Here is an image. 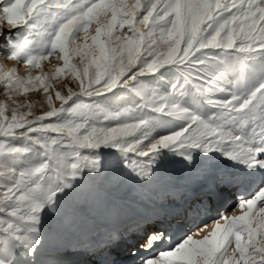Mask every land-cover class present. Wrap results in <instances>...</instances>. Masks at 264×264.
Instances as JSON below:
<instances>
[{
    "label": "snow or ice",
    "instance_id": "1",
    "mask_svg": "<svg viewBox=\"0 0 264 264\" xmlns=\"http://www.w3.org/2000/svg\"><path fill=\"white\" fill-rule=\"evenodd\" d=\"M82 255L264 264V0H0V264Z\"/></svg>",
    "mask_w": 264,
    "mask_h": 264
},
{
    "label": "rangeland",
    "instance_id": "2",
    "mask_svg": "<svg viewBox=\"0 0 264 264\" xmlns=\"http://www.w3.org/2000/svg\"><path fill=\"white\" fill-rule=\"evenodd\" d=\"M52 63H56V61L53 59V60H52ZM47 67H48V65H47V63H45V69H46ZM31 95H33L34 98H36V97L38 96V94H35V93H33V94H31ZM202 235H204V234H202ZM73 259H74V260H78V261H82L83 264H88V261H89V257L86 256V255H82V256L74 257Z\"/></svg>",
    "mask_w": 264,
    "mask_h": 264
}]
</instances>
